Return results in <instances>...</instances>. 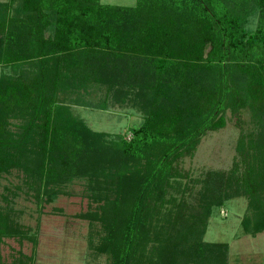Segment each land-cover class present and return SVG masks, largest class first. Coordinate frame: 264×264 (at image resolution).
I'll return each instance as SVG.
<instances>
[{
  "label": "trees",
  "instance_id": "1",
  "mask_svg": "<svg viewBox=\"0 0 264 264\" xmlns=\"http://www.w3.org/2000/svg\"><path fill=\"white\" fill-rule=\"evenodd\" d=\"M0 67V177L46 203L83 180L107 264H227L228 244L203 237L238 197L243 232L264 231V0H0ZM110 105L141 114L128 138L73 110ZM228 113L230 167L193 176L181 163ZM12 214L0 193V239Z\"/></svg>",
  "mask_w": 264,
  "mask_h": 264
},
{
  "label": "rangeland",
  "instance_id": "2",
  "mask_svg": "<svg viewBox=\"0 0 264 264\" xmlns=\"http://www.w3.org/2000/svg\"><path fill=\"white\" fill-rule=\"evenodd\" d=\"M100 1L117 6H133L136 2ZM256 17L254 15L249 19L251 30L255 28ZM3 71L10 72L0 67V74ZM103 95L102 92L97 93L96 99H102ZM73 110L93 130L121 134L127 138L130 129L142 120L139 112L127 106L110 105L106 111L90 108ZM238 133L234 118L228 113L227 125L209 132L193 158H185L181 167L195 177L207 170H227L234 156ZM22 180V174L17 171L0 177V193L8 196L17 228V235L0 239V264H107L105 256H97L89 248L91 229L89 221L82 215L94 204L84 197L86 183L83 180L68 188L70 195L59 194L50 203L34 197L32 192L24 193L20 189L23 187ZM7 190L10 192H5ZM249 215L244 197L231 199L223 207H215L212 211L203 238L209 243L228 244L227 264H264V231L248 235L241 227L242 218Z\"/></svg>",
  "mask_w": 264,
  "mask_h": 264
}]
</instances>
